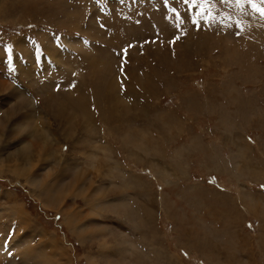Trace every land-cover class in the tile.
<instances>
[{"label": "rangeland", "instance_id": "1", "mask_svg": "<svg viewBox=\"0 0 264 264\" xmlns=\"http://www.w3.org/2000/svg\"><path fill=\"white\" fill-rule=\"evenodd\" d=\"M188 8L0 0V264H264V17Z\"/></svg>", "mask_w": 264, "mask_h": 264}, {"label": "snow or ice", "instance_id": "2", "mask_svg": "<svg viewBox=\"0 0 264 264\" xmlns=\"http://www.w3.org/2000/svg\"><path fill=\"white\" fill-rule=\"evenodd\" d=\"M179 2L184 5H189V8L186 10L188 13H192L193 8L197 9V11L192 15V24L197 26V30H200V25L202 22H214L215 17L212 13V6L216 3V0H179ZM219 3H235L236 5H242L244 3H247L253 8L255 12L259 13L261 17H264V7H259L256 3V0H219ZM260 3L264 4V0H260ZM205 5H208V8L204 9ZM164 6L169 7V0H164ZM199 9H204V11H200ZM170 11L177 17L178 20L182 19L181 13L177 10L176 7H171ZM177 27H179V24L177 25ZM180 39V36L174 35L169 41V43L174 45ZM155 42L157 41H145V43ZM133 47L134 45L129 44L127 47L123 48L120 53H117V55L120 56L122 61L120 66V70L122 73L124 71V63H126L128 59L129 49ZM70 87H75V85H70ZM56 90H59V86H57ZM9 255H11V253H9Z\"/></svg>", "mask_w": 264, "mask_h": 264}, {"label": "crops", "instance_id": "3", "mask_svg": "<svg viewBox=\"0 0 264 264\" xmlns=\"http://www.w3.org/2000/svg\"><path fill=\"white\" fill-rule=\"evenodd\" d=\"M254 213H257L258 214V211H255Z\"/></svg>", "mask_w": 264, "mask_h": 264}, {"label": "bare ground", "instance_id": "4", "mask_svg": "<svg viewBox=\"0 0 264 264\" xmlns=\"http://www.w3.org/2000/svg\"><path fill=\"white\" fill-rule=\"evenodd\" d=\"M19 170V169H18Z\"/></svg>", "mask_w": 264, "mask_h": 264}]
</instances>
